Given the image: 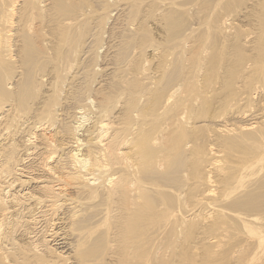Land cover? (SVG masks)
Segmentation results:
<instances>
[{
  "label": "bare ground",
  "instance_id": "6f19581e",
  "mask_svg": "<svg viewBox=\"0 0 264 264\" xmlns=\"http://www.w3.org/2000/svg\"><path fill=\"white\" fill-rule=\"evenodd\" d=\"M173 2L0 0V264H264V0Z\"/></svg>",
  "mask_w": 264,
  "mask_h": 264
},
{
  "label": "rangeland",
  "instance_id": "374dc122",
  "mask_svg": "<svg viewBox=\"0 0 264 264\" xmlns=\"http://www.w3.org/2000/svg\"><path fill=\"white\" fill-rule=\"evenodd\" d=\"M100 1H105V0H100ZM160 1V0H159ZM162 1V0H161ZM180 0H174V2H175V4L177 3V2H179ZM172 2H173V0H172ZM173 2V3H174ZM86 4H87V7L88 8H92V9H97V5L96 4H94L92 1H89V2H86ZM178 4V3H177ZM163 4H159L158 5V7L156 8V9H154L153 11H152V13L150 14V16H149V19L147 20V23H146V30H147V34L148 35H146V36H149V38L152 40V42H153V44L156 46L157 44L156 43H158V45L157 46H159V43H160V45H163V43H165V45L168 43V42H166V40H164V36H165V33H164V29L162 30V24L161 23H159L158 22V19H155V17L158 15V13L160 14V12H159V7L160 6H162ZM156 13V14H155ZM114 14H116V12H114L113 13V15ZM153 14V15H152ZM119 15H121V12H119V13H117L115 16H114V18H118V16ZM155 15V16H154ZM120 19V18H119ZM121 21H119V23H121V22H123V20H122V18L120 19ZM154 21H155V23H154ZM157 23V24H156ZM117 24V23H116ZM160 24V25H159ZM117 27V26H116ZM156 27V28H155ZM158 30V31H157ZM156 33V34H155ZM145 36V37H146ZM124 38V37H123ZM123 38H122V40L121 41H118V40H114V41H118V42H122L123 41ZM141 38V37H140ZM140 38H136V40H134L136 43H138V42H141V39ZM152 43L150 44L149 43V45L146 47V45H143L141 48H143L144 49V47H145V49H147V53H146V57L145 58H147V57H149V53H150V50H151V48H152V46H154ZM151 45V46H150ZM137 46H135L132 50H131V53L132 52H135V51H141V50H143V49H141V48H139V49H137L136 48ZM137 49V50H136ZM150 49V50H149ZM103 50H106L105 48L103 49ZM103 50H100V52H104ZM121 50V49H120ZM134 50V51H133ZM130 53V54H131ZM150 60V59H149ZM148 60V62H150ZM151 64V66H152V64L153 63H150Z\"/></svg>",
  "mask_w": 264,
  "mask_h": 264
}]
</instances>
